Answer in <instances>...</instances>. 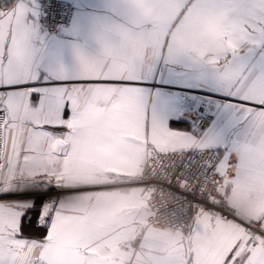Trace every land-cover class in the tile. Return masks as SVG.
<instances>
[{"label": "crops", "instance_id": "1", "mask_svg": "<svg viewBox=\"0 0 264 264\" xmlns=\"http://www.w3.org/2000/svg\"><path fill=\"white\" fill-rule=\"evenodd\" d=\"M93 3L91 34L62 36L57 51L37 0H0V119L6 110L9 118L0 123V256L15 264H248L263 236L204 211L188 233L148 225L146 190L133 182L148 151L216 148L231 205L264 230V69L253 67L264 52V0H127L129 17ZM234 57L247 61L242 76L229 69ZM105 80L113 82H95ZM210 82L241 98L223 138L197 131L190 118L189 86ZM54 190L53 222L40 227L36 210L41 218L44 193ZM21 213L22 235H13Z\"/></svg>", "mask_w": 264, "mask_h": 264}, {"label": "built area", "instance_id": "2", "mask_svg": "<svg viewBox=\"0 0 264 264\" xmlns=\"http://www.w3.org/2000/svg\"><path fill=\"white\" fill-rule=\"evenodd\" d=\"M62 12L61 16L68 15ZM52 23L51 21L49 22ZM50 36L51 29H45ZM196 130L203 132L208 122L190 108ZM220 152L216 148L192 147L166 152L148 151L139 179L134 184L146 190L148 225L188 233L195 213L204 211L225 222L241 226L251 237L263 236L262 223L247 218L231 205L225 193V177L218 171ZM60 190L44 193V215L41 225L49 228L55 216ZM143 233H137L130 244L133 253L140 250Z\"/></svg>", "mask_w": 264, "mask_h": 264}, {"label": "snow or ice", "instance_id": "3", "mask_svg": "<svg viewBox=\"0 0 264 264\" xmlns=\"http://www.w3.org/2000/svg\"><path fill=\"white\" fill-rule=\"evenodd\" d=\"M200 3H209L212 0H198ZM236 2V0H232ZM127 0H102V4L106 8H111L115 15L120 17H129L132 9L124 6ZM37 18L38 23L42 28L51 29V44L54 49L59 51L66 44V41L61 39L62 36L75 34L84 38H88L91 34V28L98 19L95 9L98 5L93 3V0H37ZM62 12H68V15L61 16ZM52 22L51 24L49 22ZM247 61L244 57L233 58V63L229 66L231 73L239 77L244 74ZM264 69V52L261 53L258 65ZM97 83H111L113 81H95ZM47 83V81H45ZM30 86L39 84V80L26 82ZM11 87V86H5ZM176 87H184L176 85ZM190 96L188 97L193 101L192 108L198 113L199 117L208 122V128L205 129L206 134H214L218 138L225 137L231 127V121L227 117V112L232 103L240 101L238 96H232L219 90L215 83H207L206 86H189ZM203 93L204 95H200ZM38 94V92H37ZM245 102V101H241ZM250 103V102H249ZM68 109H64L63 115H68ZM176 119H183V117H176ZM51 127L60 128L63 125H51ZM42 199V198H41ZM36 210L35 203L29 211ZM37 211V223L39 225L40 211ZM27 214L21 213L20 221L17 225L19 231L12 233L13 235H22L24 228V220ZM43 227V225H39ZM261 247L249 250L251 259L248 264H264V240L260 241ZM0 264H15V260L5 261L0 256Z\"/></svg>", "mask_w": 264, "mask_h": 264}, {"label": "rangeland", "instance_id": "4", "mask_svg": "<svg viewBox=\"0 0 264 264\" xmlns=\"http://www.w3.org/2000/svg\"><path fill=\"white\" fill-rule=\"evenodd\" d=\"M1 105H2V104H1ZM1 105H0V106H1ZM3 113H4V112H3ZM2 118H3V116H2ZM5 121H7V122L9 121L8 114H7V110L5 111V117H4L3 121L0 119V123H1V124H2V123L4 124ZM5 123H6V122H5Z\"/></svg>", "mask_w": 264, "mask_h": 264}]
</instances>
